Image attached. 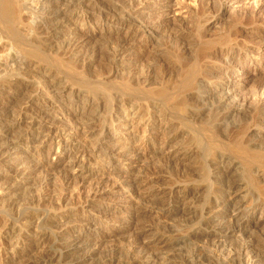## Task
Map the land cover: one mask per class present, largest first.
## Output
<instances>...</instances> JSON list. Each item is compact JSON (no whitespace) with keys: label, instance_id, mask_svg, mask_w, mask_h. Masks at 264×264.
Segmentation results:
<instances>
[{"label":"rangeland","instance_id":"1","mask_svg":"<svg viewBox=\"0 0 264 264\" xmlns=\"http://www.w3.org/2000/svg\"><path fill=\"white\" fill-rule=\"evenodd\" d=\"M30 1L0 0V55L7 53L0 70V264H39L52 249L68 255L67 261L75 255L67 235L77 232L90 241L74 258L88 256L84 264H101L115 253L122 259L129 244L150 242L157 217L167 211L180 213L167 223L161 217L162 224L190 222V231H197L204 209L212 227L202 242L177 245V239H164L168 245L159 248L157 258L179 260L203 244L237 250L243 238L216 227L230 218V208L207 205L215 192L204 177L217 184L220 172L230 173L233 203L243 208L249 204L246 189L258 193L264 181L247 180L238 161L211 164L203 151L209 138L239 142L244 126L249 139L261 126L252 139L264 145V111L259 120L249 114L253 103H264V44H256L264 32L243 24L234 28L235 35L220 29L208 0H72L82 6H61L55 24L47 21L51 15L36 25L30 23ZM223 3L228 10L223 20L231 18L232 5L243 4ZM97 7H112L116 19L98 18ZM213 37L228 40L224 46L207 43ZM226 57L232 59L227 66ZM200 86L213 92L215 106L222 96L229 98L202 113ZM231 101L253 107L226 117ZM83 135L96 146L91 154ZM190 173L192 182L182 183ZM89 188L96 195L88 197ZM80 195L84 199L75 200ZM147 204L159 207L151 217H134ZM105 213L111 220L102 218ZM254 213L245 221L257 222L249 240L258 253L264 251V217ZM45 221L50 224L38 226ZM141 260L134 264H150Z\"/></svg>","mask_w":264,"mask_h":264},{"label":"bare ground","instance_id":"2","mask_svg":"<svg viewBox=\"0 0 264 264\" xmlns=\"http://www.w3.org/2000/svg\"><path fill=\"white\" fill-rule=\"evenodd\" d=\"M49 1H53L54 5L53 6L49 5L48 4ZM208 1L210 2V4L215 6L217 9V11H216L217 17H216L215 23L218 24V27H220V29L224 28V30L230 32V34H231L233 30L234 31L237 30L235 27L243 24V25H251L253 27V29L256 30L257 32H264V11L262 10V9H264L263 8L264 0H233V1H235V3L241 2L243 4H241L242 6L240 8L239 7L234 8L232 5V7L230 8V12H229V15L231 16V18H228V19L226 18L224 20H223V18L228 13V10L224 6L223 0H208ZM249 2H251L250 6L252 8L251 7H250V9L249 8H242L243 6H247ZM61 6L71 10L74 8H76V9L80 8L82 5H80L78 2L72 1V0H31L30 1V7H31L30 13L32 14L31 16L33 17L32 21L30 22L31 25H36L38 19L44 20L47 17L50 18L51 15H52V17L50 18V20L48 19L47 21L54 22V24H55V22L58 19L57 16L62 13L61 8H60ZM104 7L94 8L93 13H96L98 18L104 19L105 21L107 19L110 21L112 19H116L117 16L113 14V12L115 10L111 7V8L106 9L107 11H105ZM73 11H70V12L72 13ZM62 15H64V14H62ZM82 17H83V15H82ZM84 17H85V19L88 18L86 16H84ZM121 20H122V18H118V21H121ZM142 31H143V29H142ZM152 32H153V30L152 31L150 30V33H152ZM235 33H237V32H235ZM153 34H154V32H153ZM232 35H235V34L232 33ZM263 36L264 35H262V37L261 36L256 37V39L258 40V42L256 43L257 45L264 44V37ZM234 37L232 36V38H234ZM221 38L222 37H220V38H214L213 37L210 40L208 39L209 41L207 43H210V44L216 43V44H220V45L224 46L225 45L224 43H226L228 38H226L225 41H223V39H221ZM232 38L230 41L234 40ZM205 43H206V41H205ZM207 47H209V46H207ZM227 50L229 52V49H227ZM5 54H7V53H4V56H3V54L0 55V70L2 69V67L7 65L5 62L7 55H5ZM8 56H13V54L8 53ZM222 60L226 61L225 66L230 65L232 63V59H230L228 57L223 58ZM227 71H228V68L223 69L221 72L219 71L220 72L219 80H221V77L223 78V76H224L223 79H225V75L227 74ZM214 72H215V70H214ZM212 75H213V73H212ZM212 75L210 77H212ZM210 77L208 76V78H210ZM218 77H216V78H218ZM226 78H227V75H226ZM232 91H233V88H230L227 90V92H226L227 94L226 95L224 94V95L225 96L231 95ZM196 93H197L196 98L199 99L200 104H202V106H203L202 108H204L201 110V112L206 110V109H209V111L211 112V111H213L212 109H214V108L217 109L218 106L222 105L223 102H225V101L227 102V99L229 98V97L222 96L223 98L221 97V99L218 100L217 106H215L210 101L212 99L211 98V96L213 94L212 91H210L208 89L205 90L204 88H202L200 86V87L196 88ZM259 93L261 94V92H259ZM262 95H264V94H262ZM262 95H261V97H262ZM255 97H257V100H258V96H255ZM255 99L252 101L255 102ZM232 102H234V101H231L232 105H230V107H227L228 109L226 110V117L233 114V112L234 113L240 112V114H241V111L243 110V107L245 105H248L249 108L254 106L253 109L249 110V114L251 117L255 116L257 118L258 114L261 113L262 111H264V108H263L264 103L259 104L258 102H255L256 104L253 103L254 105L250 107V105L245 104L244 101L242 103L240 102L239 105H236ZM236 103H237V101H236ZM237 114H233V115H237ZM240 114H238V115H240ZM246 115L248 116V114H246ZM246 115H245V117H246ZM262 115H264V114H262ZM199 116H200V113H199ZM199 116H197V118ZM241 116H243V112H242ZM257 123H258V121H257ZM258 124H261V123H258ZM263 124L264 123L262 122V125ZM254 125H253V127H254ZM222 126L224 127V130H225V129H227L228 124H223ZM249 126L251 127V125H249ZM244 127H242L244 129L240 128L241 129L240 134L244 135V137L241 138L240 141L238 140L239 142H236V141H234V139H231V138L230 139L228 138L227 140H224V141H219L216 138H209L211 140H210V142L207 141L209 144H206V146L208 145V147H207L206 152L204 149L203 157H205V160L207 159L211 164L214 163V164H219V165H222L224 163L231 165L233 162L238 161L240 166H241L240 168H242V171L246 174V177H248V179L246 178L247 180H251V181L253 180V181H257L258 183H263V181H264V145L261 144L262 142L260 143V141H259V143H260L259 144L256 142L255 139H252V136L254 137V136H257L259 134L258 130H260L262 127L258 126L259 129L257 130L258 127L255 126L257 131H253L251 133L252 134L251 139H249L250 137L248 136V135H250V134H248V128L249 127H247V128H246V126H244ZM227 132H228V130H227ZM223 133L226 134V131H224ZM237 133H238V130H237ZM81 134H82V132H81ZM213 134H215V133H213ZM261 137H262V135H261ZM260 140L262 141V139H260ZM81 142L84 144V146L88 147V151L90 152V154L93 153L92 151L95 149L96 146L90 145L88 143V140L84 137V135L81 136ZM59 145H61L60 142H58V146ZM204 152H205V155H204ZM206 167L208 169L210 168L208 164H206ZM229 174L230 173H228V172H220L219 176H220L222 181L220 183H217V184L215 182L211 181L209 176L204 177V180L207 182V184H209L210 191L215 192V193H213L214 201L213 202L209 201L207 203V205H212L213 203H215L217 206H219V205L221 206L223 204V207H227L226 209L230 208V211H231L230 212L231 213L230 218L228 220L223 221V222L217 223L216 227L218 228L217 231L218 230H220V232L221 231H224V232L230 231L232 233H237L238 235H240L241 238H243V243L239 246V248L237 250H232V249L226 250L223 247H220L218 245H214V246H210V247L208 246L209 247L208 248L207 246H205L206 244H203V246H196L197 248L192 249L185 257H182L179 260L163 259L161 257L157 258L156 253L159 250V248L168 245L167 242H169V241L165 242L164 239H173L174 238L173 240H175V241L177 239V241H176L177 245L183 244L186 242H190V241H196V240L199 241V239L201 241V239H206L209 237V233H208L209 231L207 232V230H209L212 227V226L211 227L208 226L209 224L211 225L212 222H211V220L204 217V214H203L204 209L200 210V212L198 214V221L195 222L196 229H198L197 231H190V229L192 228V225L187 224L190 222H186V224L177 225V226H175V225L170 226V225L162 224L164 222L167 223L166 219L171 218L172 216H175L177 213H180L179 211H167L162 216H158L156 219L157 224L154 225L156 227L151 232V236L149 239L150 242L155 243L153 246L151 245L150 242H148L147 244L146 243L145 244L144 243L129 244L128 247L125 248L126 249L125 253H123L122 250L119 248L121 250L122 254L126 255L124 258H122V259L117 258L115 256V253H114V255L110 256L109 259H108V257H106L107 261L102 260L104 263L101 262V264H134L135 261L139 262V260H141L142 258H145V261L148 260V262L150 264H226V262H228V261H226L227 259H230L231 261H232V259H234V260L236 259L238 262L237 264H264V251L258 252V253L255 252L253 246L251 245L253 243H251L252 241L249 240L250 239L249 235L252 234L251 228H253V227L255 228V226H256L255 223H257V222L254 223L253 221H250V220L245 221V218H247V217H250L253 220L255 218L254 212H257V211H259V213H258L259 218L264 217V216H262L264 214V199L260 198L263 195L264 190H262L260 188L261 190H258V191L256 190L258 193H253V192H250V190L247 191V189L249 188L248 187L246 189L247 193L245 194L244 198L248 199L249 204H248V207L245 206L243 208L241 205L233 203V197L235 195V193H234L235 188L233 187L232 182H230V180H229V177H230ZM192 180L193 179H192V176L190 173L181 182L186 184L188 182L189 183L192 182ZM208 181L209 182L211 181V182L208 183ZM251 181H250V183L253 182V181L252 182ZM257 182H256V184H257ZM216 186L219 187V189L216 188ZM256 187L259 188L258 186H256ZM220 188L224 191L223 194H220L218 192L219 190H221ZM216 190H218V191H216ZM96 192L97 191L93 190L92 188H89L86 193L88 196L91 193H92V195H94ZM79 194H81V193H78V195ZM82 195H83V193H82ZM82 198L83 197H81V195H80V197L78 196L77 199H75V200H81ZM75 202L77 203L79 201H75ZM61 203H57L58 205L57 204L56 205L60 206ZM147 205H148V208L145 211L136 212L134 214V217H145V216L151 217V214H153L154 208L157 207L158 205L157 204H147ZM165 205H161L162 208ZM111 215L112 214L105 213L102 218H104V220H106V221L111 220L108 218ZM161 217L164 219V222L161 221ZM256 221H258V220H256ZM48 224H50V221L42 222V223L38 224V226L43 228ZM161 224L165 225V226H162ZM214 224L215 223H213V225ZM88 225H90V224H88ZM208 227H209V229H208ZM253 232H254V230H253ZM67 237H68V240L71 242V245L73 247L72 252H73V254H75L74 256L72 255L73 258L69 257L71 260L69 259L66 261V259H68V255L62 254L59 249H52L50 252H47L40 257L42 262H40L39 264H49L50 262H53V261H56V263H59V264L62 262H65V261H66V264H84L85 261L88 260L87 259L88 256L86 258L82 257V256H77L76 258H74V257L76 256V254H78V253L80 254V252L84 251L87 248V244L90 241L88 236H86L80 232H77V233H74L71 235H67ZM245 240H246V242H245ZM81 255H82V253H81ZM157 256L159 257V255H157ZM7 262H11V261L8 260ZM140 262H142V260ZM235 262L236 261H234V263Z\"/></svg>","mask_w":264,"mask_h":264}]
</instances>
